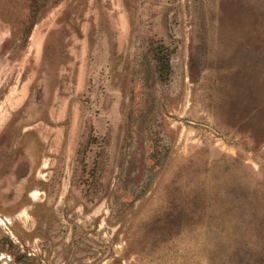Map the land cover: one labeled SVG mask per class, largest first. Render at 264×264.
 <instances>
[{"label": "rangeland", "instance_id": "1", "mask_svg": "<svg viewBox=\"0 0 264 264\" xmlns=\"http://www.w3.org/2000/svg\"><path fill=\"white\" fill-rule=\"evenodd\" d=\"M0 0V264H264V0Z\"/></svg>", "mask_w": 264, "mask_h": 264}, {"label": "trees", "instance_id": "2", "mask_svg": "<svg viewBox=\"0 0 264 264\" xmlns=\"http://www.w3.org/2000/svg\"><path fill=\"white\" fill-rule=\"evenodd\" d=\"M32 3L34 4L35 11H39L46 5V0H33Z\"/></svg>", "mask_w": 264, "mask_h": 264}]
</instances>
